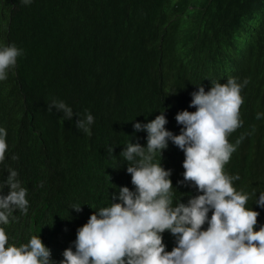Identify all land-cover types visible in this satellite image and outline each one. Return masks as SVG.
Listing matches in <instances>:
<instances>
[{
  "label": "trees",
  "instance_id": "16d2710c",
  "mask_svg": "<svg viewBox=\"0 0 264 264\" xmlns=\"http://www.w3.org/2000/svg\"><path fill=\"white\" fill-rule=\"evenodd\" d=\"M10 45L22 54L0 81L8 145L0 183L16 171L28 211L17 209L0 224L9 244L39 236L59 264L93 212L110 206L120 187L135 190L121 152L130 142L146 147L147 133L133 124L163 111L166 130L178 135L176 114L195 111L191 93L229 78L242 85L244 103L224 171L239 176L233 187L259 212L255 230L264 226V207L256 204L264 193V0H0V47ZM53 101L70 107L72 119L48 111ZM87 114L90 135L75 123ZM183 160L169 141L152 161L171 170L173 206L202 194L183 181ZM162 237L171 251L176 237Z\"/></svg>",
  "mask_w": 264,
  "mask_h": 264
},
{
  "label": "clouds",
  "instance_id": "9594fccd",
  "mask_svg": "<svg viewBox=\"0 0 264 264\" xmlns=\"http://www.w3.org/2000/svg\"><path fill=\"white\" fill-rule=\"evenodd\" d=\"M21 2L28 5L32 0ZM21 54L22 50L14 45L0 47V81L7 79L8 70L15 67ZM241 89L234 78L226 83H212L207 92L198 86L191 93L189 105L195 111L184 110L175 116L177 124L183 126L178 135L166 130L163 111L145 124L134 123L135 132L147 133V145L130 142L121 153L135 190L120 187L110 206L93 212L77 229L75 251L66 248L59 264H264V226L255 230L259 212L246 207L249 195L233 187V180L239 176H229L224 171L236 151L228 137L242 126ZM53 108L62 111L67 120L74 115L63 102L53 101L48 111ZM261 115L258 113L256 118ZM93 122V116L87 114L75 123L90 135L88 126ZM6 135V130L0 128V163L8 149ZM242 139L237 140V145ZM169 141L184 153L183 181L202 193L190 198L186 205L173 206L171 170H165L160 162H152L157 153L162 159ZM6 186L9 191L3 195ZM26 195L27 189L21 187L17 172L10 170L7 179L0 183V224L7 225L17 209L27 213ZM116 200L119 202H113ZM256 204L264 207V193ZM73 209L78 213L82 210L81 206ZM205 223L207 229L201 230ZM165 231L176 237L171 251L165 250ZM0 264L54 261L39 236L33 235L27 244L17 247L9 244L5 229L0 227Z\"/></svg>",
  "mask_w": 264,
  "mask_h": 264
}]
</instances>
